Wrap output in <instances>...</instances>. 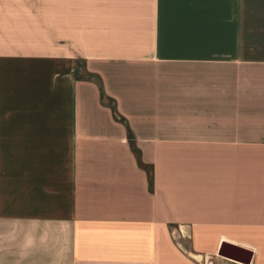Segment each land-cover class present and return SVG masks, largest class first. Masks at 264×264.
<instances>
[{
  "label": "crops",
  "instance_id": "crops-1",
  "mask_svg": "<svg viewBox=\"0 0 264 264\" xmlns=\"http://www.w3.org/2000/svg\"><path fill=\"white\" fill-rule=\"evenodd\" d=\"M0 264H264V0H0Z\"/></svg>",
  "mask_w": 264,
  "mask_h": 264
},
{
  "label": "trees",
  "instance_id": "trees-1",
  "mask_svg": "<svg viewBox=\"0 0 264 264\" xmlns=\"http://www.w3.org/2000/svg\"><path fill=\"white\" fill-rule=\"evenodd\" d=\"M112 110H113V112L115 113L113 106H112ZM116 117H117V116H116Z\"/></svg>",
  "mask_w": 264,
  "mask_h": 264
}]
</instances>
